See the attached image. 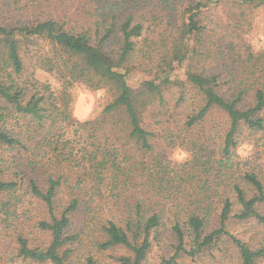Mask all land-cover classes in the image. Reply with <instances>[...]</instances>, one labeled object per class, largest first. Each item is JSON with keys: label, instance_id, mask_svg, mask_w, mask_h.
I'll return each mask as SVG.
<instances>
[{"label": "trees", "instance_id": "trees-1", "mask_svg": "<svg viewBox=\"0 0 264 264\" xmlns=\"http://www.w3.org/2000/svg\"><path fill=\"white\" fill-rule=\"evenodd\" d=\"M54 1L0 0V147L13 153L9 165L0 159V213L5 214L0 221L14 213L13 200L24 201V190L40 207L37 224L48 236L38 245L24 231L18 234V255L72 264V245L79 237L72 231L80 222V231L92 230L98 236L101 249L127 250L117 258L120 264H144L153 234L170 231L175 255L160 264H177L185 254L196 257L218 245L229 234L232 219L256 220L264 227V159L257 167L244 169L245 159L236 151L245 130L264 138V49L244 56L250 75L233 74L228 93L222 90L219 74L206 72L189 71L186 81L166 76L156 82L161 73L188 58V40L204 28L201 16L213 4L258 7L264 0L156 1L160 7L174 6L181 19L178 24L169 22L175 35L171 55L163 53L166 67L138 91L127 76L139 42L150 39L151 24L146 25L141 12L153 0H80L79 10L86 17L83 26H71L46 12ZM158 47L143 53L162 52ZM35 68L58 77L66 87L63 95L38 79ZM77 82L115 91L99 117L79 124L83 129L95 127L83 140L77 129L71 136L66 128L68 90ZM168 83L180 87L177 104L187 100L189 86L199 96L195 111L173 122L186 118L187 135L181 144L191 153L177 166L152 154L162 136L151 130L145 114L154 99L163 102L162 85ZM214 110L226 119L222 127L210 118ZM230 173L239 176L221 189L219 180ZM140 186L147 190H138ZM102 199L112 203V214L104 220L99 215ZM231 237L238 264H264V243L254 246ZM87 264L97 262L88 257Z\"/></svg>", "mask_w": 264, "mask_h": 264}, {"label": "rangeland", "instance_id": "rangeland-1", "mask_svg": "<svg viewBox=\"0 0 264 264\" xmlns=\"http://www.w3.org/2000/svg\"><path fill=\"white\" fill-rule=\"evenodd\" d=\"M22 1L24 4L31 3L30 0ZM156 1L158 0H153L152 6L141 12L142 19L148 20L146 25L151 24V29L150 35H148L150 39L146 43L143 39L139 42L135 57L130 65L131 71L127 76L128 83L135 91L143 87L144 81L155 79L158 71L162 67H166L163 53L171 55L169 49L175 35L174 31H171L172 27L169 22L178 24L181 19L179 10L174 9V6L164 4L160 7L156 5ZM80 4H83L80 3V0H57L50 3L46 12L54 14L71 26H83L86 17L83 11L79 10L82 6ZM201 25L204 28L197 36L194 35L188 40L190 50L188 58L175 69L161 73V79H156V82L160 83L166 76L172 80L186 81L189 71L206 72L219 74L222 90L228 93V87L233 83V74L236 77L250 75L251 68L247 66L249 62L243 63L244 56L250 51L264 49V6L248 7L241 3L222 1L213 4L209 10L202 14ZM147 33L148 31L146 36ZM158 45H161L162 52L143 53V51H151L152 48L159 50ZM23 51L25 52V50ZM34 75L41 81L50 83L58 96L63 95V91L66 90L65 85L58 77L44 69L35 68ZM162 89L164 92L163 102L160 103V98L154 99V102L148 105L145 113L151 130L162 136L155 145L156 152L152 154H160L158 156L160 159L167 160L168 158L173 165L177 166L190 159L191 153L186 146L181 144V138L187 135L184 131L186 118L182 121L178 120L175 124L173 122L174 119H179L177 117H183L184 114L195 111L199 96L189 86L185 93L188 94L187 100L177 104L180 96L179 85L168 83L162 85ZM68 93L70 96V118L66 125L68 134L71 133V136H74V131L77 129V137H81L80 140H83L82 136L89 139V134L95 127L92 128V125H89L83 129L79 128V124L99 117L104 107L114 98L115 91L109 86L92 88L82 82H77L68 90ZM210 118L220 127L226 120L223 114L217 110L213 111ZM158 120H161L160 126L157 125ZM179 125H182V128L177 130L176 127ZM263 142L262 134L254 135L245 130L242 143L236 149L237 154L245 159L242 168L257 167L263 163ZM12 154L4 153L3 148L0 147V159L3 157L8 161V165L11 163ZM238 176V173L225 175L219 180L220 188H226ZM138 190L144 192L147 189L140 186ZM22 192L24 201L13 200L10 210L14 213L6 215L8 220L0 221V264H53L36 262L18 255V234L24 231L30 241L38 245H43L48 237L37 224L40 218V207L34 203V200H30L24 190ZM100 203L102 207L99 215L102 220L108 219L112 214L109 209L112 207V203L105 199H102ZM188 204L189 202L186 205ZM0 216H5V214L0 213ZM80 224V222H76V228L72 231L79 233V237L72 245L74 248L72 264H87L88 257H93L97 264H120L117 258L127 254V250L121 246L101 249L97 244L98 236L92 230L80 231ZM227 228L229 234L224 235L218 245L196 257L185 254L176 259L177 264H238V250L231 235L254 246L264 243V227L256 220L238 221L232 219ZM153 237V246L144 264H160L163 260H170L176 251V241L172 233L160 230L155 232Z\"/></svg>", "mask_w": 264, "mask_h": 264}]
</instances>
